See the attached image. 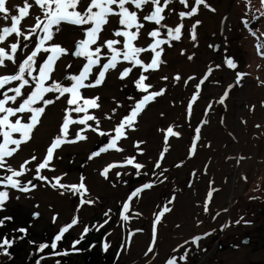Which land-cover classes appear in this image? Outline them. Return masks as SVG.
Listing matches in <instances>:
<instances>
[{"label":"rangeland","instance_id":"1","mask_svg":"<svg viewBox=\"0 0 264 264\" xmlns=\"http://www.w3.org/2000/svg\"><path fill=\"white\" fill-rule=\"evenodd\" d=\"M188 3L190 8L194 5V0H188ZM207 4L214 11L201 5L197 15L185 18L182 21L184 28L181 40L173 41L171 47L162 46V59L166 63L159 70L145 73L149 77L145 83L153 85L150 91L165 89V92L150 102L137 117L134 128L127 130V138L119 142V146L124 149L122 152L109 150L89 159L91 153L107 146L114 135V127L129 114L134 103L146 95L134 83L141 69H134L128 78L121 80L119 72L130 66L125 62L117 70L110 71L102 85L81 89L85 98L100 97L98 102L101 107L91 111L100 120V130L108 135L101 136L89 130L85 133L88 137L86 141L62 145L56 150L51 163L54 170L44 169L41 174L49 179L63 176L64 184H78L83 176L88 188V193L83 198L78 193L52 188L44 181L33 180L36 165L46 155L52 140L60 134L65 109L70 107L67 104L68 97H61L46 108L32 139L9 158V163L18 169L24 160L30 159L32 155L37 157L28 166L31 171L22 177L23 182L33 180L37 187L28 193L9 190L10 199L4 210L0 211V218L13 219L0 227V240L5 236L9 239L16 237V240L9 249L10 256L0 254V264H37V260L40 264H56L57 260L60 264H166L170 257L178 258L185 251L189 253L187 261H178V264H264V120L257 122L261 134L257 142V159L260 162L256 165V170L244 187L234 195L222 224L226 226L223 229L219 227L214 232L209 226L214 223L212 209L219 208L223 192L232 186L229 180L218 184L215 178L216 160L223 153L226 157L234 155V145H231L230 139H237V126L243 124V116L238 114L240 123L232 116L231 124L227 123L235 125V128L232 131L225 128V114L231 111L224 104L226 102L229 106L233 105L235 99H231L230 95L237 88L236 80L227 74L229 70L236 76L238 72L247 73L242 80L251 82L247 94L248 106L264 108V55L261 54L264 53V47L259 51L257 49L258 44L264 45V0L234 1L229 32L226 34L225 45L220 48L213 46L221 16L219 3L218 0H207ZM151 10L152 5L149 4L138 14H148ZM188 10L179 0H174L165 10L166 19L162 23L175 28L181 23L178 13ZM39 14L40 11L36 15ZM112 19L113 23L106 26L103 33L104 38L123 39L113 35L114 29L119 25L116 23L117 18ZM196 20L201 23L196 28L197 39L193 41L190 30ZM244 20L248 23L245 24ZM144 24L138 46L150 44L152 38L147 34L157 27L151 22ZM63 25L80 27L83 29L82 36L81 32L76 36L79 40L84 38L87 26L64 23L60 27ZM159 38H166L165 29H161ZM35 41L36 38L33 37L30 48L20 55V59L35 46ZM60 45L69 49L68 55H72L74 49L63 42ZM68 55L57 62L55 72V78L65 85L71 83L65 78L77 75L85 63V60L82 63L74 61L72 65L60 67L59 64ZM152 55L151 52H145L141 54V58L147 63ZM227 57L235 59L236 69L226 65ZM39 59L40 57V62ZM103 62H106V58ZM217 65L220 67L217 68ZM209 68L213 71L200 86L198 99L193 102L189 113L188 104L197 91L196 85ZM14 71L15 66L12 65L9 72ZM95 73L94 69L90 77L93 81ZM177 74L181 79L174 80L173 77ZM165 76L168 77L167 80L162 79ZM190 76L195 79L185 83ZM225 91L229 94L220 103ZM54 95L49 93L46 98L52 99ZM113 109L116 110L114 113ZM72 115L75 118L77 114ZM107 116L112 119H107ZM89 123L95 127L94 122ZM81 127L83 126H70L69 138H73ZM169 127L179 132V135L168 136ZM197 127L200 128L199 139H196ZM139 141H143L139 146L142 152L135 147ZM165 148L167 151H164ZM162 152L163 159L160 158ZM126 157H135L136 163L144 165L139 170V175L133 165L124 164ZM245 161L239 163L241 168L246 167ZM157 162L160 163L159 168L156 167ZM113 163L123 166L111 169L106 178L102 172L107 165ZM117 173L120 175L117 176ZM3 174L6 173L0 170V175ZM146 183H152L153 186L144 189L138 197H133L129 202V219L123 220L124 202ZM210 191L212 197L208 203V211L205 212L204 205ZM82 199H90L94 203L82 204ZM164 206L171 210L156 225L153 245V222L155 215ZM34 213H39V216L34 217ZM73 218L78 219L77 225L65 233L57 248V251L69 250V255L51 256V247L43 252L37 251L40 244H50L61 227L69 224ZM237 220H240L239 224L236 223ZM86 226L90 231L76 246L79 251H72L73 242L80 239ZM20 228L26 229L27 234L15 231ZM196 236L201 239L198 244H193L192 238ZM105 242L109 245L106 251L103 249ZM150 246L153 251L145 255Z\"/></svg>","mask_w":264,"mask_h":264},{"label":"snow or ice","instance_id":"2","mask_svg":"<svg viewBox=\"0 0 264 264\" xmlns=\"http://www.w3.org/2000/svg\"><path fill=\"white\" fill-rule=\"evenodd\" d=\"M173 2L174 0H87V2L85 0H21L20 4L13 5L12 0H0V20L10 22L0 24V69L6 70L4 73H0V170L6 173L0 175V211L4 210L7 201L10 199V189L21 193L31 192L37 187L33 183V180L44 181L50 184L52 188L58 187L74 194L78 193L82 198L88 193L83 176L80 177L78 184H64L62 183L63 176H56L49 179V177L42 175L41 171L44 169L54 170V168H51V163L56 150L64 144L86 141L88 139L87 135H85L87 131L97 132L101 136L108 135V133L100 130V120L91 111L101 107L98 102L100 97L85 98L81 94V89L102 85L110 71L117 70L119 65L126 62L130 66L124 67L119 72V78L121 80L128 78L134 69H141L140 75L134 83L138 90L146 93V95L135 102L129 114L123 117L114 127L112 130L114 135L111 136L107 146L101 147L98 151L91 153L89 159L98 157L109 150L118 152L124 150L119 146V142L127 138V130L133 129L137 117L144 111L147 105L165 92V89L150 91L153 85L151 83H145L149 80V77L145 73L159 70L161 65L166 63L162 59V55L164 54V48L162 46L167 45L171 47L173 41L181 40L182 29L184 28L182 21L185 18H191L197 15L201 5L211 9V6L207 4V0H194V5L190 8L188 0H179V3L189 10L178 13L181 23L175 28H172L163 24L162 21L166 19L164 15L165 10ZM149 4L152 5V10L148 14L139 15L138 13H142L144 8ZM34 8H38L40 14L34 16V23L26 26L24 22L27 19H33L30 10ZM211 10L214 11V9ZM112 18H117L116 23L119 25V27L114 29L113 35L123 39L104 38L103 33L106 31V26L113 23ZM144 22L154 23L157 27L147 34L148 37L152 38V42L147 46H138L137 42L140 38L141 30L145 27ZM243 22L245 24L248 23L247 20ZM64 23L87 26L84 31V38L76 42L75 50L71 52L76 57H82L85 63L77 75L65 78L71 81L68 85L61 83L55 78V72L58 66L57 62L63 56L69 54V49L55 43L53 39L54 35L61 30L60 26ZM200 23L201 21L196 20L190 30V36L193 41L197 39L196 28ZM161 29L166 30V38L164 39L159 38L161 37ZM13 37L14 42H9V39ZM33 37L36 38L35 46L24 55L23 59H20V55L30 48ZM261 47H264V45H257L258 51ZM145 52H151L153 54L147 63L141 58V54ZM42 53H47L48 55L42 62H38V57ZM261 54L264 55V53ZM105 58L106 62L102 63V60ZM188 58L192 59L191 56ZM6 62H10L11 65L15 66L14 72L8 71V63ZM225 63L231 69L237 68V63L232 57H227ZM216 67L219 68L220 65ZM94 69L96 73L95 80L93 81L90 77H92ZM212 71L213 69L209 68L207 74L196 85L197 91L193 94L191 102L188 104L189 113H191L193 102L198 99L200 86L208 79V75ZM246 75L247 73L238 72L236 83L239 84ZM162 79L167 80L168 77L165 76ZM173 79L179 80L181 77L177 74ZM192 79H195V77H188L185 83ZM229 87L232 86L230 85ZM49 93L55 94L54 98H46ZM228 94V91L224 92L220 103L224 102V98ZM65 96L68 97L67 104L70 107L65 109L60 134L52 140L47 148L46 155L36 165V175L33 177V180L23 182L22 177L31 171L28 166L33 161H36L37 157L32 155L30 159L24 160L18 169L9 163V158L17 154L21 150V146L32 139L34 130L41 123V117L45 114L46 108ZM112 111L114 113L116 110L113 109ZM73 113L77 114L75 118L72 115ZM106 118L109 120L112 119L111 116H107ZM89 121L94 122L95 127ZM72 125H82L83 127L76 131L73 138H69V129ZM196 133V139H199V127L196 129ZM167 134L168 136H178L179 132L169 127ZM165 140L167 142V136ZM142 143L143 141L137 142L135 147L139 149ZM194 148L195 144L193 145ZM139 150L141 152L143 151L142 149ZM164 151H167V148ZM163 156L164 153L162 152L160 158L163 159ZM124 164L133 165L137 170V175L140 174L139 170L144 167V165L135 162V157H126ZM118 166L123 165H117L115 163L107 165L102 175L107 178L110 170ZM156 167H160L159 162H157ZM64 175L66 176L67 174ZM119 175L120 173H117V176ZM243 179L247 181L246 176ZM152 186V183H146L142 188H137L128 197V200L123 204V220L127 221L129 219L127 213L130 208L129 202L132 201L133 197H138L144 189L151 188ZM211 197L212 192L210 191L208 193V200H206L204 205L205 212L208 211V203ZM81 203L91 204L94 201L82 199ZM170 210L168 206H164L155 215L153 222V245L156 239V225L160 223L164 214ZM224 211H227V209H224ZM38 216L39 213H34V217ZM12 219V217L0 218V227H3L6 221H11ZM240 219L242 220L243 217ZM53 220L55 221V217ZM77 223L78 219L73 218L69 224L61 227L59 233L53 238L50 244H40L37 251L43 252L44 249L51 247L53 250L49 254L51 256L69 255V250L57 251L58 242ZM236 223L239 224L240 220H237ZM245 223H250V221H245ZM225 226L222 225V229ZM15 231L24 235L27 234V230L24 228ZM89 231V227H84L80 239L73 242L72 251H79L76 246L81 243ZM200 239L201 237L199 236L193 237L192 243L198 244ZM15 240L16 237L9 239L7 236L3 240H0V254L10 256L9 249L13 246ZM108 247V243L105 242L103 249L106 251ZM152 251L153 247L150 246L145 255H148ZM188 255V251H185L178 258L172 256L166 261V264H178V261L186 262ZM37 264H40L39 260H37ZM56 264H60V261L57 260Z\"/></svg>","mask_w":264,"mask_h":264},{"label":"bare ground","instance_id":"3","mask_svg":"<svg viewBox=\"0 0 264 264\" xmlns=\"http://www.w3.org/2000/svg\"><path fill=\"white\" fill-rule=\"evenodd\" d=\"M234 1L235 0H218L221 16L219 18V24L217 25L218 33L216 38L213 40V46L215 48H220L225 45L226 34L229 32V24L231 22L230 19L233 17ZM20 3L21 0L12 1L13 5ZM30 11L32 12L33 19H27L24 22L26 26H30L33 23L34 16L38 13L39 9L34 8ZM7 23L10 22L0 20V24ZM74 28L75 27L71 28L68 25H63L61 30L54 35V42L59 44L63 42L75 50V44L77 40H79V37L77 38L76 34L79 35L81 32L82 36L83 29L81 30L80 27ZM9 42H14V37L10 38ZM47 55V53H42L39 59L40 62H42V60L46 58ZM83 60L84 59L82 57L79 58L73 55H68V57L59 64V66H69L72 65V62L74 61L76 63H82ZM6 63H8L9 71L12 65L10 62ZM5 71V69H0V73H4ZM227 74L230 77L233 76L235 80L237 79V76L233 71L229 70ZM250 83L251 82L249 81L245 82L244 80H241V82L237 84V88H235L230 95L231 99H235L233 105L229 106L226 102L224 104V106H226V108L231 111L230 113L225 114V128L231 131L235 128V125L232 126L228 124H231L230 119L232 120V116L233 119L237 118V122L240 123L237 116L238 114L243 116V124H239V126H237V131L235 132L237 139L232 137L230 139L231 145H234V155L231 157H226V154L224 155L223 153L221 154V158L216 160L215 178L219 182L218 184H223L224 181L229 180V184H232V186L227 188L226 192H223L224 197L222 198V203L219 204V208L216 207L211 211L214 223L209 226L212 228V232L219 230V227H221L225 222L226 214L229 212L234 195L246 184V181L243 179V177L246 176L248 180V178L251 177L256 170V165L260 162L257 159V142L258 136L261 134V132L257 127V122L264 120V108L257 105L254 107L248 106L247 94ZM244 160H246V167L241 168L239 163ZM224 209H227V211H224Z\"/></svg>","mask_w":264,"mask_h":264}]
</instances>
